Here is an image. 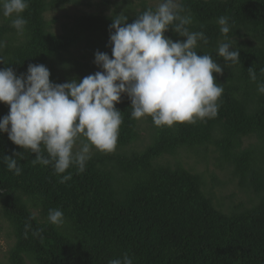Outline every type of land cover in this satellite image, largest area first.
Wrapping results in <instances>:
<instances>
[{
  "label": "trees",
  "instance_id": "trees-1",
  "mask_svg": "<svg viewBox=\"0 0 264 264\" xmlns=\"http://www.w3.org/2000/svg\"><path fill=\"white\" fill-rule=\"evenodd\" d=\"M69 3L81 2L28 0L19 41L8 37L15 31L13 18L0 13V70L11 67L19 76L30 64H43L52 83L79 82L85 76L75 72L86 66L63 55L84 45L93 55L111 57L113 16L122 13L132 23L148 9L142 5L139 11L127 7L111 16H80L62 34L53 35L44 14ZM181 6L182 15L192 18L189 30L203 32L208 40L197 42L198 55H211L223 69L213 73L224 88L217 115L172 127H157L145 117L153 134L147 148L117 158L111 167L108 155L94 154L83 172L70 167L59 175L50 165H34L30 150L0 133V207L14 236L9 264H109L124 254L133 264H264V94L258 92V84L264 83V0H181ZM221 16L228 18V40L239 51L235 64L216 54L225 42L217 23ZM164 35L174 42L186 39L171 28ZM115 107L123 117L116 143L122 148L137 141L140 119L131 117L126 94ZM9 111L0 103V118ZM250 138L256 142L242 148ZM208 146L231 168L238 189L252 195L250 207L223 212L200 174L179 165H156L159 158L174 157L180 150L198 155ZM5 157L17 160L19 175L7 169ZM69 174L71 179L61 183ZM50 209L62 211V224L49 222Z\"/></svg>",
  "mask_w": 264,
  "mask_h": 264
},
{
  "label": "clouds",
  "instance_id": "clouds-1",
  "mask_svg": "<svg viewBox=\"0 0 264 264\" xmlns=\"http://www.w3.org/2000/svg\"><path fill=\"white\" fill-rule=\"evenodd\" d=\"M28 6V0H0V13L14 17L12 27L19 34L27 24L22 13ZM184 11L181 0H160L154 10L143 11L132 23L122 13L114 15L109 36L111 57L96 52L94 63L102 70L79 82L72 79L54 84L43 64H30L19 76L11 67L0 70V103L10 108L0 118V133H6L21 149L30 150L35 155L34 165H50L59 175L70 167L83 172L93 149H115L123 122L115 105L124 94L131 101V117H151L157 127L214 118L224 88L213 73L221 74L223 69L211 55H198L197 42L207 44L208 40L203 32L189 30L192 18L182 15ZM217 23L225 37L217 56L225 63L240 62L239 51L228 40V18L221 16ZM170 28L186 39L174 42L167 38L164 34ZM248 72L255 80V69ZM258 92L264 94V83L258 84ZM4 159L7 169L19 175L17 160ZM70 179V174L65 175L61 183ZM48 220L62 224V211L50 209ZM109 264L133 261L124 254Z\"/></svg>",
  "mask_w": 264,
  "mask_h": 264
},
{
  "label": "rangeland",
  "instance_id": "rangeland-1",
  "mask_svg": "<svg viewBox=\"0 0 264 264\" xmlns=\"http://www.w3.org/2000/svg\"><path fill=\"white\" fill-rule=\"evenodd\" d=\"M79 1L81 2L79 5L65 4L59 8L50 9L44 14V19L50 26L49 31L53 35L62 34L66 28L72 25L74 19L80 16H111L114 13L123 12L127 7L139 11L142 5L148 9H155L160 2V0H109L108 4H104L105 0ZM12 18H9L10 21ZM52 20H55V22H52ZM22 34L13 30L8 37L19 41L23 39ZM63 59L76 61L79 65L86 66L75 72L78 76L82 75L86 77L102 70L94 63L95 55L85 50L84 45L70 49L68 53L63 55ZM137 131L138 139L136 142L122 148L115 147L111 152H99L93 149L90 156L94 154L101 156L108 155L111 159L108 165L111 167L114 166L117 158L121 159L129 157L131 153L141 152L150 145L153 136L151 126L145 117L138 122ZM255 142L253 138L245 139L242 143V148H246ZM202 151L203 153L196 155L191 151L180 150L174 157L164 156L159 158L156 165L169 166L171 168L179 165L192 173L200 174L205 186L212 192V200L215 206L223 212H228L229 208L232 209L234 206L240 209L250 207L252 195L245 194L238 189L237 179L232 175L231 168L218 160L219 155L216 152L217 150L213 146H208L205 150L202 149ZM33 212L35 214L36 211ZM13 245L14 236L12 235L11 228L2 216L0 207V264H9L8 253Z\"/></svg>",
  "mask_w": 264,
  "mask_h": 264
}]
</instances>
